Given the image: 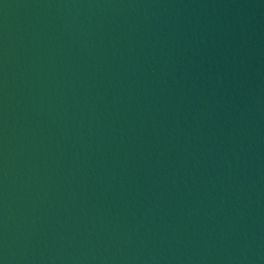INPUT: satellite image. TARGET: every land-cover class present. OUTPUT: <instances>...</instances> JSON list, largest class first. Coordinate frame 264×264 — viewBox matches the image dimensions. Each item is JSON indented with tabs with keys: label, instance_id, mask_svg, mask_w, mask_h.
I'll use <instances>...</instances> for the list:
<instances>
[{
	"label": "water",
	"instance_id": "obj_1",
	"mask_svg": "<svg viewBox=\"0 0 264 264\" xmlns=\"http://www.w3.org/2000/svg\"><path fill=\"white\" fill-rule=\"evenodd\" d=\"M0 264H264V0H0Z\"/></svg>",
	"mask_w": 264,
	"mask_h": 264
}]
</instances>
